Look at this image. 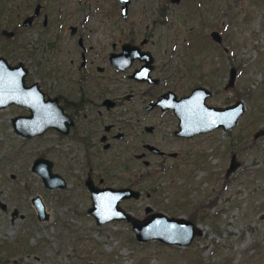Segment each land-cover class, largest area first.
I'll use <instances>...</instances> for the list:
<instances>
[{
    "label": "rangeland",
    "instance_id": "obj_1",
    "mask_svg": "<svg viewBox=\"0 0 264 264\" xmlns=\"http://www.w3.org/2000/svg\"><path fill=\"white\" fill-rule=\"evenodd\" d=\"M18 1L6 5L11 21L25 9L24 5L20 7L22 0ZM184 1L190 2L188 7H199L200 15L182 17V6L176 7L174 14L153 31L169 40L166 53L158 49L155 59L158 63L168 59L170 80L165 81L174 85L178 95L187 94L195 85L206 86L213 90L205 98L207 104L223 106L240 99L244 109L230 128H213L192 139L188 144L192 160L183 168L139 166V176L144 175L136 185L140 195L123 205L132 206L135 218L146 214L145 207L149 212L186 219L192 212L201 235L186 246L155 240L137 242L124 221L96 225L87 215L71 213L63 203V192L60 195L43 188L30 171L28 160L19 169L13 162L0 170V179L2 175L9 184L6 190L0 184V202L6 206L5 213L0 211V260L8 257L0 264H264V0ZM5 18V14L0 15V26L9 28L11 24L7 26ZM212 29L220 34L219 42L209 37ZM32 39L25 47L33 48L34 54L24 55L18 41H8L6 50L0 48V55L10 63L25 62L29 75L36 77L35 72L42 68L33 62L43 56V42ZM230 66L235 68V77L232 86L224 88ZM43 84L50 93V80L44 79ZM120 85L129 83L126 79ZM17 111L15 106L0 110V145L4 152L5 142L13 137L7 119ZM258 129L262 133L253 137ZM38 147L30 149L31 160ZM231 155L238 166L224 177ZM56 167L66 177L64 168L60 164ZM10 174L14 175L11 180ZM223 179L226 181L222 184ZM34 195L39 196L48 214L45 221L34 219L29 204ZM75 196L66 197L73 200L79 212L86 198ZM12 208L23 218L10 221ZM202 214L206 217L200 219ZM22 241L19 248L2 252L5 246Z\"/></svg>",
    "mask_w": 264,
    "mask_h": 264
},
{
    "label": "flooded vegetation",
    "instance_id": "obj_2",
    "mask_svg": "<svg viewBox=\"0 0 264 264\" xmlns=\"http://www.w3.org/2000/svg\"><path fill=\"white\" fill-rule=\"evenodd\" d=\"M8 3L11 0L0 3V15H6L7 26L11 24L9 28L0 26L3 41L0 48L8 46V41H18L23 54L32 55L33 48L25 46L33 36L32 42H43L40 49L43 56L33 62L42 68L33 77L25 62L10 63L0 55L7 65L20 64L24 70L18 94L25 97H8L0 104V110L10 106L18 109L7 119L13 137L5 142V152L0 145V170L13 162L19 169L28 160L30 171L40 179L43 188L60 195L63 192V203L71 213L92 219L88 211L92 191L130 189L138 196L120 199L117 207L132 216V206L123 204L140 195L136 185L144 175L139 176V166L179 170L192 160L189 142L205 133L175 134L178 126L172 109L152 105L161 96L168 98L172 93L181 96L174 85L165 81L170 80L166 71L168 59L159 63L155 60L158 49L166 53L169 40L153 31L166 22L168 15L174 14V8L182 6L180 14L186 17L200 15L199 7H188L190 2L185 4L184 0H22L20 7L24 5V11L11 21ZM212 30L208 32L211 39ZM44 79L53 86L50 93L42 86ZM126 79L129 85H120ZM32 84L34 98L28 100L26 90ZM37 103L51 107L52 121L39 122ZM35 147L38 152L31 160L30 149ZM39 159L50 162V172L60 178L62 187L43 186L41 177L32 170ZM57 164L64 168L66 177L57 170ZM38 167L41 169L42 164ZM2 173L8 174L4 169ZM13 178L10 174L9 180ZM0 184L5 190L9 188L8 179L2 175ZM68 195H85L86 203L79 212ZM35 197L39 198L37 195L29 198L32 208ZM0 211L6 212L2 202ZM33 211L37 220L34 208ZM8 214L10 221L23 218L15 208ZM23 242L12 246L17 249Z\"/></svg>",
    "mask_w": 264,
    "mask_h": 264
},
{
    "label": "water",
    "instance_id": "obj_3",
    "mask_svg": "<svg viewBox=\"0 0 264 264\" xmlns=\"http://www.w3.org/2000/svg\"><path fill=\"white\" fill-rule=\"evenodd\" d=\"M210 36L216 42L220 41V35L217 31L212 30ZM149 61V59H148ZM24 70L20 64L9 66L4 59L0 57V104L8 97H22L19 93V86L22 85V75ZM235 77V68L230 66L224 88L232 86ZM149 78V77H148ZM149 80H151L149 78ZM19 85V86H18ZM26 90V98L32 99L34 96L33 87ZM21 92V91H20ZM172 93V92H171ZM38 98L41 94L37 91ZM210 95L207 87L195 85L185 95L175 97L172 93L168 98H157L152 105H159L161 108H171L177 118V129L175 134L191 136L193 134L210 131L213 128L220 127L227 129L236 123L237 117L243 111V103L240 99H236L232 103L223 106L210 105L205 102V98ZM26 99V100H27ZM164 99V100H163ZM27 104V103H26ZM32 105V104H31ZM41 108V109H40ZM36 114L39 122L42 124L52 121L53 112L51 107L44 103L35 105ZM60 114V113H59ZM33 120V119H32ZM26 122V121H25ZM262 130L258 129L252 135L256 137L261 134ZM42 164V168L38 167ZM238 163L231 155L229 163L224 171V177H227L236 167ZM32 170L37 173L42 180L43 186L46 188L62 187L63 183L60 178L50 172V162L45 159L36 160L33 163ZM138 193L130 189H119L110 191L91 192V207L89 214L92 215L96 225H102L112 220H122L129 224L133 233V237L137 242H145L155 240L165 245L186 246L193 237L201 235V230L192 221L182 217L167 216L159 212H149V208L145 207V216L142 218L132 217L125 213L119 207L117 202L120 199L128 197H137ZM31 204L36 212L38 221L47 220V214L38 197L32 199ZM83 264H92L85 262Z\"/></svg>",
    "mask_w": 264,
    "mask_h": 264
},
{
    "label": "trees",
    "instance_id": "obj_4",
    "mask_svg": "<svg viewBox=\"0 0 264 264\" xmlns=\"http://www.w3.org/2000/svg\"><path fill=\"white\" fill-rule=\"evenodd\" d=\"M225 179H223L222 180V184L223 183H225ZM213 204V203H212ZM211 203H210V205H212ZM191 214V216H189L188 218H189V220L190 221H192L193 223H194V219H193V213L191 212L190 213ZM206 216L204 215V214H202L201 216H200V219H203V218H205ZM14 248H13V246H5L4 247V250H2V252H6V253H9V251H11V250H13ZM4 258H2V260H0V262H7L8 261V257H7V255L6 256H3Z\"/></svg>",
    "mask_w": 264,
    "mask_h": 264
}]
</instances>
